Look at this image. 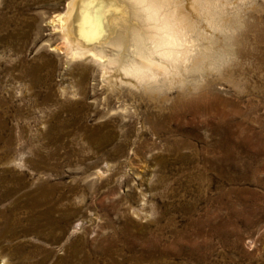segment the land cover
Returning a JSON list of instances; mask_svg holds the SVG:
<instances>
[{"label":"rangeland","instance_id":"rangeland-1","mask_svg":"<svg viewBox=\"0 0 264 264\" xmlns=\"http://www.w3.org/2000/svg\"><path fill=\"white\" fill-rule=\"evenodd\" d=\"M70 1L0 0V195L13 191L0 222H25L42 184L66 214L58 241L16 227L0 264L22 262L17 246L32 253L26 264H264V0L203 1L224 31L201 20L211 38L200 49L230 62L165 89L156 131L149 106L129 98L123 111L98 68L61 51L56 19ZM96 130L116 137L105 151L87 142Z\"/></svg>","mask_w":264,"mask_h":264},{"label":"bare ground","instance_id":"bare-ground-1","mask_svg":"<svg viewBox=\"0 0 264 264\" xmlns=\"http://www.w3.org/2000/svg\"><path fill=\"white\" fill-rule=\"evenodd\" d=\"M203 1L193 0L192 9L185 10L178 0H71L66 13L56 19L57 30H60L63 42L61 51L69 61L82 60L98 68L104 86L112 94L115 93L114 95L118 91V99L124 101L123 111L129 106V102L126 104L129 98L149 106L150 124L153 131H156L166 118L163 106L168 98L165 97L164 90L176 83L183 84L185 88L190 74L202 72L207 64L202 58L198 43L208 41L210 36L205 33L208 29L205 31L200 28L201 20L213 30L224 31L223 17L214 16L204 6ZM80 76L82 81H88L87 68L80 69ZM105 102L108 107L109 101ZM184 104L185 99L179 96L174 102V108ZM87 139L93 150L102 152L114 144L116 137L114 134H101L100 130H96L89 132ZM121 149V145L115 147L116 152ZM55 189L48 184H42L36 191L29 193L25 205V222L17 218L13 222H0L4 230L0 233V240L8 234L10 238H16V227L21 226L26 227L27 234L42 236L47 231L58 241L65 232L66 214L63 207L65 199L57 196ZM7 192L0 195V202L12 196L13 191ZM27 251L28 249L18 246L9 250L12 256L22 259L19 264H26L23 259L31 256L32 253ZM4 263L7 264L6 261ZM45 263L46 261L41 264ZM58 264L73 263L62 259Z\"/></svg>","mask_w":264,"mask_h":264},{"label":"clouds","instance_id":"clouds-1","mask_svg":"<svg viewBox=\"0 0 264 264\" xmlns=\"http://www.w3.org/2000/svg\"><path fill=\"white\" fill-rule=\"evenodd\" d=\"M158 7L159 5H152ZM219 58L218 61L216 58ZM202 58L209 64L210 71H219L222 67L227 66L230 62L226 55L214 52L211 47L202 50Z\"/></svg>","mask_w":264,"mask_h":264}]
</instances>
